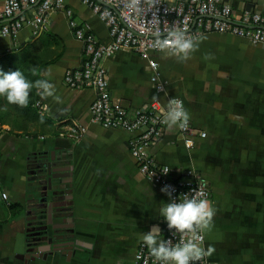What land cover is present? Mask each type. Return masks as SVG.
<instances>
[{"label":"crops","instance_id":"0c3cea01","mask_svg":"<svg viewBox=\"0 0 264 264\" xmlns=\"http://www.w3.org/2000/svg\"><path fill=\"white\" fill-rule=\"evenodd\" d=\"M176 1V0H170ZM50 14L46 31L65 44L59 59L45 66L62 102L41 98L40 112L55 131L79 121L86 133L75 139L58 132H0V264H131L141 234L158 229L163 239L161 185L144 177L130 150L133 133L91 121L92 88H71L67 68L82 64L83 44L71 22L88 25L104 42L107 25L82 0H65ZM4 0H0V10ZM241 10L238 4L233 5ZM68 10L72 11L69 15ZM28 26L14 36L0 35V51L25 46L35 37ZM186 61L163 52L159 61L166 87L158 91L149 62L133 49L105 60L115 100L139 105L173 97L185 100L195 127L205 131L191 148L179 128L169 129L152 148L175 173L188 168L209 180L215 209L205 232L209 258L218 264H264V45L231 33H205ZM43 76V75H42ZM39 156L55 165L54 204L47 216L35 187Z\"/></svg>","mask_w":264,"mask_h":264},{"label":"built area","instance_id":"2783aa9c","mask_svg":"<svg viewBox=\"0 0 264 264\" xmlns=\"http://www.w3.org/2000/svg\"><path fill=\"white\" fill-rule=\"evenodd\" d=\"M107 25L110 42H104L86 24H78L73 19L74 34L83 44V61L79 67H69L65 71L64 82L71 88H92L96 96L90 105L91 121L104 128H121L133 133L130 150L140 173L148 180L169 186L172 198L181 193L198 190L203 196L212 195L207 177L195 168L175 173L170 165L159 161L152 148L163 137L166 125L161 123L167 105L159 100L146 101L139 105H126L113 98L109 72L105 60L122 49H133L146 58L152 72L151 79L158 91H163L166 82L162 80L160 63L151 56L161 52L153 47L155 35L161 38L169 29L179 28L189 36L205 33H231L247 38L253 44L264 45V14L251 10H236L221 0H138L139 11L126 5L128 0H82ZM65 0H4L0 10V34L14 36L25 27H32L35 34L46 30L50 24V14L64 8ZM69 15L72 14L68 10ZM183 100L186 107L185 100ZM189 148L196 139L204 137L205 131L198 130L191 119L186 129H179ZM87 127L79 122L67 123L60 132L75 139L86 133ZM170 169L164 173V169ZM202 244L205 248V233ZM180 237L173 234L164 221L163 239L175 243ZM206 249V248H205ZM131 264H154L149 249L141 241ZM197 264H218L208 255Z\"/></svg>","mask_w":264,"mask_h":264},{"label":"clouds","instance_id":"9594fccd","mask_svg":"<svg viewBox=\"0 0 264 264\" xmlns=\"http://www.w3.org/2000/svg\"><path fill=\"white\" fill-rule=\"evenodd\" d=\"M130 9L139 11L138 0H128L126 5ZM2 35V34H0ZM207 39L205 35L189 36L179 28L169 29L167 35L161 38L157 31L153 47L167 55H173L178 60L186 61L191 53L199 48L200 42ZM32 74H42L44 78L29 79L25 71L18 68L14 71L4 72L0 69V98L8 104L27 107L30 102V93L41 98L51 97L56 102H62V97L57 94L54 83L47 77L51 75V68H32ZM190 114L184 106L182 99L173 97L168 101L163 113L161 123L169 129H186L189 126ZM40 121H45L43 113ZM170 169L165 168L164 173ZM161 191L170 197L172 192L169 186ZM215 209L210 200L198 190L189 193H181L179 198L162 202L159 215L164 219L169 230L179 233L177 242L172 239L160 238L158 229L149 230L141 234V239L149 249V254L154 258V264H197L202 258L210 254L211 249L206 250L202 244L203 233L210 230Z\"/></svg>","mask_w":264,"mask_h":264},{"label":"trees","instance_id":"16d2710c","mask_svg":"<svg viewBox=\"0 0 264 264\" xmlns=\"http://www.w3.org/2000/svg\"><path fill=\"white\" fill-rule=\"evenodd\" d=\"M65 49L63 39L56 33L44 30L38 35H35L33 40L23 47L0 51V69L4 72L14 71L21 68L28 75L29 79L35 80L44 78L42 74L33 75L32 68L38 67L43 69L45 66L56 61L61 57ZM41 97L34 94V90L30 93V102L27 107L8 104L7 109L20 120L18 130L26 133L27 129L34 128L35 132H58L55 131L53 120L44 114L45 121H40V103ZM7 102L0 98V105H5ZM5 124V122L3 123ZM7 124V123H6ZM11 131V130H10ZM1 199V191H0ZM2 205H0V213Z\"/></svg>","mask_w":264,"mask_h":264},{"label":"water","instance_id":"95a60500","mask_svg":"<svg viewBox=\"0 0 264 264\" xmlns=\"http://www.w3.org/2000/svg\"><path fill=\"white\" fill-rule=\"evenodd\" d=\"M222 3L236 5L238 4L241 10H251L254 12L264 14V0H221ZM37 170L34 175L35 187L33 189L40 192L41 197L34 199L38 203H43L42 207L46 208L47 216L53 211L52 208L54 204L53 201L49 202L48 191L53 190L54 179L57 178L55 174V165L49 163L47 157L39 156L37 162L35 163Z\"/></svg>","mask_w":264,"mask_h":264},{"label":"rangeland","instance_id":"374dc122","mask_svg":"<svg viewBox=\"0 0 264 264\" xmlns=\"http://www.w3.org/2000/svg\"><path fill=\"white\" fill-rule=\"evenodd\" d=\"M4 122L9 125L5 128L11 130V132L16 133L20 125V120L17 119L10 110L4 108L3 105H0V132L3 130ZM32 132H35L34 128H31L29 130L27 129L26 133H32Z\"/></svg>","mask_w":264,"mask_h":264},{"label":"flooded vegetation","instance_id":"af4514ba","mask_svg":"<svg viewBox=\"0 0 264 264\" xmlns=\"http://www.w3.org/2000/svg\"><path fill=\"white\" fill-rule=\"evenodd\" d=\"M37 170H40V169H39V168H37V169H36V171H37ZM35 175H36V174H35ZM35 175H34V177H35ZM36 176H38V175H36Z\"/></svg>","mask_w":264,"mask_h":264}]
</instances>
